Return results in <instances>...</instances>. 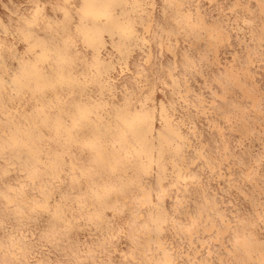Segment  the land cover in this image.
<instances>
[{"label": "snow or ice", "instance_id": "1", "mask_svg": "<svg viewBox=\"0 0 264 264\" xmlns=\"http://www.w3.org/2000/svg\"><path fill=\"white\" fill-rule=\"evenodd\" d=\"M4 7L9 11L7 5ZM46 7L33 3L30 15L11 13L18 17V23L14 27L4 24L0 28V112L4 114V119L0 120V136L6 137L13 148L28 149L36 157L37 165L51 169L54 175L49 179L53 181L64 175L63 166L70 168L72 192L76 194L70 198L62 191L54 205L55 211L51 193L44 196L43 203L35 197L29 199L24 183L20 179L11 180L9 171L18 169L19 176H25L24 164L18 168L17 163L4 157L7 168L2 176L6 191L0 192V197L8 207L24 204L32 212L48 213L69 230L84 233L85 239L79 243L88 250L89 259H78L73 264H185L186 261L187 264H264V91L256 95L253 89L249 94L253 101L251 110L260 118V159L254 160L260 171L255 173V178L253 165L234 157L240 161L237 167L246 170L241 172L242 178L254 186L252 195L242 189L236 176H225L222 165L219 179H226L227 187L218 190L206 187L203 174L216 173L217 168L212 166L211 157L204 155L203 146L196 148L195 156L189 158L185 148L193 151L192 141L179 130L190 125L193 108L197 117L213 115L208 108L221 114L230 109L237 113L249 111L235 100H229V85L234 77L238 78L235 64L240 54L229 53L230 61L221 64L220 45L231 47L232 40L220 27L219 20L205 22L199 4L193 5L190 0H164L162 6L153 0H83L79 5L73 0H63L62 5L52 6L54 15L47 14ZM241 8L247 14L242 23L251 36L247 43L259 45L258 49L247 48L248 64L240 70L247 75V67L254 66V51L264 70V0H258V11L253 10L251 3H238L229 11ZM55 14H61L62 19ZM225 23L232 26L239 44L245 45L246 41L240 38L244 29L237 27L241 19L225 18ZM40 27L50 39L30 31ZM109 40L111 48L119 53V60L110 54L102 55L109 48ZM21 44L25 46L22 51ZM154 44L160 49L167 45L174 59L167 65L162 60L153 64ZM136 50L147 58L133 67L130 61ZM206 66L227 68V72L213 77L221 92L207 85ZM118 67L119 77L113 79ZM199 76H204V87L211 94L210 102L202 92H193V78ZM122 77L129 79L125 81ZM61 88L70 89L71 96H76L75 89L79 88V101L69 104L62 99L58 91ZM24 93L31 94L27 102ZM192 95L196 96L197 104L188 99ZM217 100L223 103L218 105ZM45 105L59 115L53 119ZM61 116H67L72 127ZM17 118L31 122V129L24 133L26 140L18 138L21 129ZM224 118L230 126L227 131L236 132L231 116ZM250 121L254 119L243 120V123L248 125ZM209 125L219 131L223 162L227 163L226 129L211 120ZM41 128L54 129L58 142L68 146V152L71 146L89 149L99 170L78 169L71 159L65 160L68 152L34 151L30 142L47 139ZM33 130L38 136L33 135ZM191 131H195L194 126ZM237 143L243 147L244 141ZM8 151L7 145H0V156ZM217 151H221L219 145ZM255 151L254 147L246 150L250 157ZM45 156L47 164L41 158ZM201 160L204 163L197 168ZM129 166L138 174L130 176ZM194 168H197L195 172ZM156 169L158 171H154ZM36 171L27 174L34 190ZM105 171L118 175V184L109 183ZM228 171H233L231 166ZM154 176L158 191L151 185ZM14 185H19V190ZM189 185L198 191L190 192ZM75 186L80 188L78 193ZM132 188L141 195L130 196L127 190ZM39 190L44 192L43 182ZM233 190L251 201L258 224L253 217L238 211L231 201L224 202ZM221 192L224 195H220ZM12 193L16 195H10ZM166 201H171V213ZM208 206L214 210L216 219L206 216ZM221 208L232 211H220ZM15 210L17 215H24L19 207ZM85 221L87 226L95 227V232L82 226ZM168 226H171V240L165 238ZM0 227L4 228L0 254L15 264H45L38 254H33L40 244L35 234L25 237L26 243L22 246L12 234L16 229L7 225ZM257 227L259 238L255 233ZM212 233H216L212 239L203 238ZM89 239L95 249L88 243ZM177 239L179 247L175 244ZM185 243L189 248L187 252ZM212 244L218 245L215 251ZM204 249L207 252L201 258Z\"/></svg>", "mask_w": 264, "mask_h": 264}, {"label": "bare ground", "instance_id": "2", "mask_svg": "<svg viewBox=\"0 0 264 264\" xmlns=\"http://www.w3.org/2000/svg\"><path fill=\"white\" fill-rule=\"evenodd\" d=\"M74 3L77 5L81 4L83 0H73ZM153 2L157 3L159 6H162L164 3V0H153ZM190 2L193 5L199 4L201 14L205 18V22L211 23L214 19L219 20L220 27L227 32L228 36L232 40L231 47L227 44L220 45V62L221 64H225L226 62L230 61V54L231 52H237L240 54V58L236 61L235 67L237 70L236 77H234V80L229 85V100H235L240 107L243 108H249V111L247 113H237L234 110H229L227 113H216L215 109L208 108V111L211 113H214L210 116H199L197 117V114L195 112V109L190 110V115L192 117L191 123L188 127L180 128L179 130L181 133L188 137L192 141L193 145V151H187V148H185L186 154L189 156V158H192L195 156V149L198 147L203 146V152L205 156L211 157V164L213 167L217 168L216 173H212L210 171H206L204 175V183L207 186H210L213 189H220V188H226L228 185V181L220 180L219 179V172L221 170L222 165V171L225 176L228 175H234L237 178V181L240 183L242 189L248 191L249 195H252V189L253 185L246 182L242 176L241 172L246 170H241L237 166L239 164V160L235 159L234 157H240L245 161V163L252 164L254 168L253 176L255 178V173L260 171V167L258 163H254V160L256 162L260 159V127H259V116L255 114L251 110V106L253 104V101L249 98V94L255 89L256 95H259L261 91H264V70H262V66L260 64L259 56L256 53V51L253 52V65L252 67H247V75H245L241 69L245 68L248 64L247 61V48L249 46L253 47L254 49H258L259 45H249L247 42L251 40V36L248 35L249 30L246 29L242 23L243 19L247 16V14L244 12V10L237 9L236 12H230L229 9L234 7L236 4H248L251 3L253 6L254 11H258V0H190ZM33 3H39L42 7L45 5L47 6L45 8V12L49 15H54L51 11L52 6L56 4H63V0H0V28L4 24L15 26L18 23V17L12 15L11 13H19V15H30L31 14V4ZM5 5L8 6L9 11H5ZM23 5V7H20ZM73 11V14L76 15L75 11ZM193 13H195V8L192 9ZM57 18L62 19L61 14H55ZM237 17L241 19V23L237 26L241 29H244L240 33V38L245 40V45L241 46L239 42L236 40V33L232 31V26L225 23V18L230 20H235ZM157 18L159 19V11L157 13ZM253 18V17H248ZM77 19L79 17L77 16ZM193 22L195 23V16ZM87 23L91 25V21L88 20ZM23 27V25H21ZM31 32L35 33L38 36L46 37L50 39L49 34H47L43 27L40 28H33L30 29ZM138 31H142V29H138ZM121 37L117 35V40L120 41ZM258 39V36H257ZM129 41H126V43ZM109 48L103 52V56L107 57L109 54L114 56L117 60L120 59L119 53H117L115 50L111 48V41H108ZM25 46L23 44L20 45L21 51L23 50ZM152 57H153V64H156L158 60H162L165 65L168 64V61L170 59H174L171 57V54L168 52L167 45L164 49H160L158 45L154 44L152 46ZM210 52V50H209ZM144 53L140 52L139 50H136L134 52V55L130 61V64L135 67L137 63H139L142 59H146ZM53 61L55 60V57L52 58ZM227 72V68H215V67H205L204 76L208 77L207 85L211 86L213 90L217 92H221L222 89L220 88L219 84L215 83L213 80V77L216 75H220L222 73ZM120 69L119 67L116 69V72L113 73V79H116L119 77ZM204 76L194 77L192 81V88L193 92H202L205 96V99L209 102L211 101V94L207 91L205 85V79ZM167 78V77H165ZM122 80L127 81L128 77H122ZM183 87V85H181ZM61 98L68 101L69 104H71L74 101H79V88H76L75 91L77 92L76 96H71V90L68 88H61L58 89ZM95 91V90H93ZM24 97H26L25 102H27L28 99L31 98L30 93H24ZM188 99L192 104H197L198 101L196 99L195 95L189 96ZM19 102V101H18ZM218 105H221L223 102L220 100L216 101ZM84 104H87V101H84ZM256 107L258 108L259 105L257 104ZM31 110V108L29 109ZM45 110L48 112V114L55 119L59 113L55 111H51L47 105H45ZM225 115H229L232 118V126H235L236 132L227 131V128H229L228 120L224 118ZM94 118V117H93ZM250 118L254 119V122H249L248 125H245L243 123V120H249ZM4 119V114L0 112V120ZM18 119V123L20 124V132L17 133L18 138L20 140H26V136L24 135L25 131L31 129V122L26 121L23 119ZM61 119L69 126L72 127V121L67 116H61ZM177 119H179V115L177 116ZM209 120L213 121L216 125H218L220 128L226 129V135L228 137V148L229 151L227 155L229 156V160L227 163L223 162L224 154L222 152L223 144L219 139V131L218 129H213L209 125ZM194 126L195 131H191V128ZM40 131L43 132V135L47 137V139L39 140L34 139L32 142H30V146L34 151L37 152H47L48 150H51L53 152L55 151H62V152H68V146H66L62 141L57 140L55 130H48L41 128ZM38 132L33 130V135L38 136ZM202 138V139H198ZM243 139L244 144L243 147H240V145L237 143ZM0 145H7L9 147V151L4 153L2 156H0V192L6 191L4 188L5 180L2 176V172L5 168H7V165L4 163V157L11 160L13 163L18 164V168L21 165V163L25 166V176H19V171L9 169L10 172H12L11 180L15 181L16 179H20L26 188V194L29 199H32L35 197L36 199L40 200L41 203L44 201V196L48 194L52 195V205H53V211H55L54 205L55 203L60 199L61 192L67 193L70 198H73L76 193L72 192V188L74 187L73 181L71 179V169L63 166V172L64 175L57 176L56 180H51L49 177L54 175V173L51 171L50 168L46 167L45 165H37L36 164V157L31 155L28 151V149L18 146V147H11L10 142H8L7 138L4 136H0ZM217 145L220 146L221 151H217ZM150 147V145L148 146ZM249 147L255 148V153L252 157L247 155L246 150ZM17 157L20 159L18 160ZM45 160V163H48L47 157H41ZM71 159L73 162L76 163L77 168H86V169H96L99 170L98 166L93 163V154L90 152L89 149L84 147H76L71 146L70 152H68V155L65 157V160ZM59 163V162H58ZM204 163L203 160H201V164L197 165V168L202 166ZM229 166L232 167L233 171L230 173L228 171ZM197 168H194L193 171L195 172ZM129 175H137L138 173L131 169L129 166ZM34 170H38L35 172L37 176V184L35 186V190L33 188V185L31 184V181L27 179V174L29 172H33ZM158 171V169L154 170ZM171 171V169H169ZM79 176V173H77ZM105 179L111 183V184H118L119 182V176L111 174L110 171L104 172ZM209 180L212 181V183L209 185ZM41 182L45 185L44 192H41L39 190ZM258 183V181H257ZM151 185L153 189L158 191V185L156 184L155 176L151 180ZM19 190V185H14ZM77 188V193L80 191L79 186H75ZM190 192H196L198 191L193 186L189 185ZM128 194L132 196L135 194L136 196L141 195L139 191L135 188L128 189ZM10 195L15 196V193H12ZM209 198H211L212 193H208ZM220 195H224L223 192L220 193ZM174 196V193H173ZM258 198V197H257ZM153 201H156L155 193L153 194ZM231 201L233 204H235L238 211H240L242 214L249 215L253 217L257 224H258V218L255 217V210L252 207V203L250 200L245 199L243 195H241L239 192H236L233 190L230 195L226 196L224 202ZM74 202V200H73ZM219 202V201H218ZM169 212L171 213V201L165 202ZM19 207L24 215L19 216L16 213L15 208ZM231 212L232 209H224L221 208L220 211ZM193 213L195 214V209L193 207ZM205 214L212 215L214 219H216L214 210L211 209L210 206L205 208ZM110 215V213H109ZM218 222V221H217ZM0 225H7L11 228L16 229L13 235L16 236L17 242H19L22 246L25 245L26 240L25 237H30L32 234L36 235V238L38 241H40L39 245H36L34 255L38 254L39 259L45 261V264H73L74 261L78 259H89L87 256V249H85L79 241H82L85 239V234L76 232L73 230H69L67 226L62 223L61 221H58L54 219L51 215L48 213L37 211L32 212L30 207L18 203L16 206L8 207L6 201L0 197ZM82 226H87L86 221L85 224ZM91 228L92 232H95L94 226H87ZM255 233L257 237H260L259 227L255 230ZM216 233H212V236H204L203 238L206 240L212 239ZM4 238V228L0 227V239ZM165 238L171 240L172 239V233H171V226H168L166 229ZM89 244L93 245V248L95 249V245L93 242L89 239ZM175 244L177 247L180 246V240L177 239L175 241ZM218 245L212 244L213 251L216 250ZM185 251H189L187 243L184 244ZM207 249H204V252L202 254V257L206 255ZM175 255V254H174ZM0 264H15L14 261H12L10 258H5L3 254H0ZM187 264V261L185 262Z\"/></svg>", "mask_w": 264, "mask_h": 264}]
</instances>
